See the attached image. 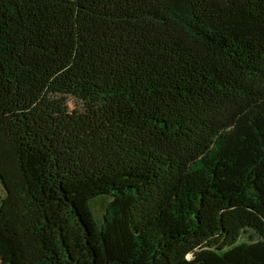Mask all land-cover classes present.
<instances>
[{"label":"trees","instance_id":"16d2710c","mask_svg":"<svg viewBox=\"0 0 264 264\" xmlns=\"http://www.w3.org/2000/svg\"><path fill=\"white\" fill-rule=\"evenodd\" d=\"M0 184V264H264V0H0Z\"/></svg>","mask_w":264,"mask_h":264},{"label":"rangeland","instance_id":"374dc122","mask_svg":"<svg viewBox=\"0 0 264 264\" xmlns=\"http://www.w3.org/2000/svg\"><path fill=\"white\" fill-rule=\"evenodd\" d=\"M69 105L71 108H73L74 102L71 100ZM3 193H4V191H3V188L0 184V195H3ZM108 199H109V197L106 198L105 196H102V197H98L96 199H93L89 202V207L91 209L94 221L98 227H100V225L103 221V211H104L103 208H104L105 202Z\"/></svg>","mask_w":264,"mask_h":264}]
</instances>
